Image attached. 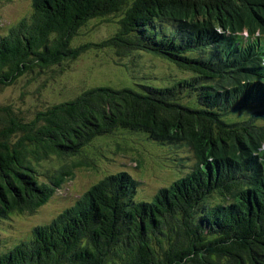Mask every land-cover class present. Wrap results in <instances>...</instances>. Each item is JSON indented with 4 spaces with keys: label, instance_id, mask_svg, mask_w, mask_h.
<instances>
[{
    "label": "trees",
    "instance_id": "16d2710c",
    "mask_svg": "<svg viewBox=\"0 0 264 264\" xmlns=\"http://www.w3.org/2000/svg\"><path fill=\"white\" fill-rule=\"evenodd\" d=\"M263 1L33 0L0 33V91L35 102L0 103V222L37 212L79 166L107 171L102 158L134 137L190 142L197 163L151 201H134L128 172L104 173L26 241L1 243L0 264H264V65L257 40L226 34L262 22ZM102 26L100 40L83 31ZM109 50L130 61L133 87L41 98L72 62Z\"/></svg>",
    "mask_w": 264,
    "mask_h": 264
},
{
    "label": "rangeland",
    "instance_id": "374dc122",
    "mask_svg": "<svg viewBox=\"0 0 264 264\" xmlns=\"http://www.w3.org/2000/svg\"><path fill=\"white\" fill-rule=\"evenodd\" d=\"M32 3L33 0H0V33H5L10 26L16 25L18 21L24 19L30 12ZM253 10L262 12L257 7H254ZM242 17L250 19L249 13H244ZM111 30L112 27L110 26H102L89 33L86 30L83 31L89 35L90 39L100 40L107 37ZM240 32L245 33L246 31L242 29ZM128 63H130L128 59L116 56V52L112 50L100 53L98 57L86 54L74 63L72 62L71 69L61 79H58L60 81L57 83V87L52 89L45 88L41 92V98L56 100L61 95L54 97L55 94L62 90H65V93L69 91L78 92L87 86L133 87L134 83L131 84L134 82L131 75L133 73L123 68V65ZM21 94H23V98H21ZM29 96V94L25 93V89H22L19 85L8 86L0 91V103L13 104L14 107L23 109L32 108L35 102ZM134 138L133 144L124 145L119 147L120 149H116L113 158H102L107 171L87 170L83 166H79L74 169L73 175L66 180L62 188L53 194L50 200L38 209L37 213L31 216H12L1 223L0 242L3 241L4 245L11 246L25 239L29 235L28 231L31 228L37 224H44L64 208L71 206L81 194L101 179L104 173H115L125 168V170H130L133 175L139 176V180L146 182L148 186L144 185L142 187L149 190V187H159L163 184H166L164 186H169L171 180L179 177L182 172L189 168L188 155L184 149L176 150L174 146H161L154 143H148L151 146L149 148L146 143L139 141L138 137ZM112 142L104 140L105 144H111ZM184 147L186 146L183 145ZM158 149L160 154L156 155L159 153ZM132 159L138 160L140 170L134 168ZM142 196L143 193L140 189L135 199H144ZM150 198L146 197L145 199L149 200ZM7 222L10 224L6 225ZM11 225L17 226L16 228L18 229L12 228Z\"/></svg>",
    "mask_w": 264,
    "mask_h": 264
},
{
    "label": "bare ground",
    "instance_id": "6f19581e",
    "mask_svg": "<svg viewBox=\"0 0 264 264\" xmlns=\"http://www.w3.org/2000/svg\"><path fill=\"white\" fill-rule=\"evenodd\" d=\"M219 48V47H218ZM218 51V50H217ZM210 55V54H209ZM227 59V58H226ZM229 64V63H228ZM236 64V63H235ZM230 66H232V65H230ZM257 73H259V72H257ZM188 90V89H187ZM248 90V89H247ZM247 93V92H246ZM251 95V94H250ZM247 97V96H246ZM251 97V96H250ZM260 98V97H259ZM263 100V99H262ZM259 102V101H258ZM262 102V101H261ZM208 110H209V108H208ZM210 111V110H209ZM221 111H225V109L224 110H221ZM211 112V111H210ZM216 112V111H215ZM210 175V174H209ZM259 178V177H258ZM194 179V178H193ZM260 179V178H259ZM191 180V179H190ZM187 181V180H186ZM189 181V180H188ZM194 181V180H193ZM186 183V182H185ZM192 184V183H191ZM193 185H195V184H193ZM192 185V186H193ZM190 187V186H189ZM194 188V187H193ZM190 189V188H189ZM187 190H188V188H187ZM139 211V210H138ZM65 220V219H64Z\"/></svg>",
    "mask_w": 264,
    "mask_h": 264
}]
</instances>
